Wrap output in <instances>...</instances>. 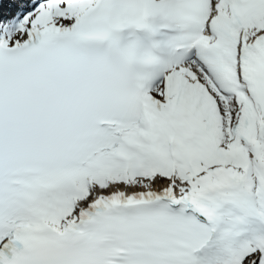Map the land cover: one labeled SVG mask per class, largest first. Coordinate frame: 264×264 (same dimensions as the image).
Instances as JSON below:
<instances>
[{
  "label": "snow or ice",
  "instance_id": "snow-or-ice-1",
  "mask_svg": "<svg viewBox=\"0 0 264 264\" xmlns=\"http://www.w3.org/2000/svg\"><path fill=\"white\" fill-rule=\"evenodd\" d=\"M0 264H264V0H0Z\"/></svg>",
  "mask_w": 264,
  "mask_h": 264
}]
</instances>
